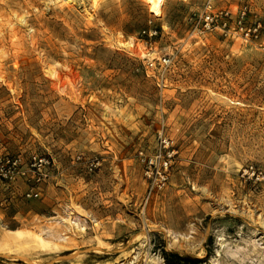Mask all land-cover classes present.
I'll list each match as a JSON object with an SVG mask.
<instances>
[{
	"label": "rangeland",
	"instance_id": "374dc122",
	"mask_svg": "<svg viewBox=\"0 0 264 264\" xmlns=\"http://www.w3.org/2000/svg\"><path fill=\"white\" fill-rule=\"evenodd\" d=\"M205 1L0 0V264H264V0Z\"/></svg>",
	"mask_w": 264,
	"mask_h": 264
},
{
	"label": "built area",
	"instance_id": "2783aa9c",
	"mask_svg": "<svg viewBox=\"0 0 264 264\" xmlns=\"http://www.w3.org/2000/svg\"><path fill=\"white\" fill-rule=\"evenodd\" d=\"M188 21L193 32L218 33L231 40L240 38L245 42H257L262 34L260 22L251 19L250 9L245 4L231 11L217 9L214 0H206L201 10L197 14L193 13ZM168 61V58L163 57L159 63L165 65Z\"/></svg>",
	"mask_w": 264,
	"mask_h": 264
},
{
	"label": "trees",
	"instance_id": "16d2710c",
	"mask_svg": "<svg viewBox=\"0 0 264 264\" xmlns=\"http://www.w3.org/2000/svg\"><path fill=\"white\" fill-rule=\"evenodd\" d=\"M161 256L164 264H201L203 258H196L192 256H182L176 252L162 251Z\"/></svg>",
	"mask_w": 264,
	"mask_h": 264
},
{
	"label": "bare ground",
	"instance_id": "6f19581e",
	"mask_svg": "<svg viewBox=\"0 0 264 264\" xmlns=\"http://www.w3.org/2000/svg\"><path fill=\"white\" fill-rule=\"evenodd\" d=\"M145 1L149 6V11L155 15H159L162 0H145Z\"/></svg>",
	"mask_w": 264,
	"mask_h": 264
}]
</instances>
